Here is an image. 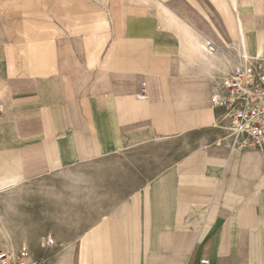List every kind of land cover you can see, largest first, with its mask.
Here are the masks:
<instances>
[{"label":"crops","instance_id":"crops-1","mask_svg":"<svg viewBox=\"0 0 264 264\" xmlns=\"http://www.w3.org/2000/svg\"><path fill=\"white\" fill-rule=\"evenodd\" d=\"M241 56H264V0H0V180L82 167L57 180L109 200L54 264H264V152L213 128ZM50 231L14 249L44 264Z\"/></svg>","mask_w":264,"mask_h":264},{"label":"rangeland","instance_id":"rangeland-1","mask_svg":"<svg viewBox=\"0 0 264 264\" xmlns=\"http://www.w3.org/2000/svg\"><path fill=\"white\" fill-rule=\"evenodd\" d=\"M130 172L128 170V174ZM76 191L70 181L50 178L38 185H25L10 195L0 194V249L10 250V243L2 239L4 233H11L17 239L33 241L39 235L53 230L50 231V245L46 244L34 254L44 264H54V249L60 246V235H69L109 204V200L105 199L100 205L87 208L83 196L76 202L72 199ZM59 203H66V207L61 208ZM77 210L79 213H76ZM21 247L28 249L27 246Z\"/></svg>","mask_w":264,"mask_h":264},{"label":"built area","instance_id":"built-area-1","mask_svg":"<svg viewBox=\"0 0 264 264\" xmlns=\"http://www.w3.org/2000/svg\"><path fill=\"white\" fill-rule=\"evenodd\" d=\"M209 52L215 46L206 44ZM211 100L214 107H222L223 114L213 128L224 134L223 140L231 143V149H256L264 152V56H241L233 62L230 73L219 79ZM138 99L146 98V88L142 87ZM1 113V106H0ZM0 264H32L26 248L14 252L0 249ZM199 264H208L200 261Z\"/></svg>","mask_w":264,"mask_h":264},{"label":"bare ground","instance_id":"bare-ground-1","mask_svg":"<svg viewBox=\"0 0 264 264\" xmlns=\"http://www.w3.org/2000/svg\"><path fill=\"white\" fill-rule=\"evenodd\" d=\"M207 52H209L208 49H207ZM245 57L248 58V57H251V56H245ZM258 57H260V56H258ZM88 171L89 170H87L86 168L77 167L75 169L67 171L65 174H62V175L61 174L57 175V174L53 173L51 175V177H49V179L50 178L51 179H68V180H70L72 182L73 181L74 182L81 181L83 184H85L86 181H87V178H88V173H89ZM44 180H45L44 178H39V179H36V180H31V181H22L19 178H17V179L16 178L15 179H8V180H0V194L1 195L3 194V196L4 195H10V193L14 192V190L16 191V190H19L21 188L23 189V187L25 185L33 184V183L38 185V184L43 183ZM46 197H48V196H46ZM59 204H60V206L63 205V203H59ZM63 206L66 207V205H63ZM2 239L6 240V242L10 243V245H11L10 246L11 247L10 248V252H14L15 251V249H14L15 248V243L12 241L13 235H11V233L10 234L9 233H4L3 236H2ZM0 245H1V241H0ZM29 260L32 262V264L36 263V262L32 261L30 252H29Z\"/></svg>","mask_w":264,"mask_h":264}]
</instances>
